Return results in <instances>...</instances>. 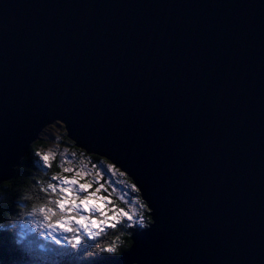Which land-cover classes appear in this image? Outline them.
Masks as SVG:
<instances>
[{
	"label": "water",
	"instance_id": "95a60500",
	"mask_svg": "<svg viewBox=\"0 0 264 264\" xmlns=\"http://www.w3.org/2000/svg\"><path fill=\"white\" fill-rule=\"evenodd\" d=\"M56 122L151 209L114 264H264V0H0V187Z\"/></svg>",
	"mask_w": 264,
	"mask_h": 264
},
{
	"label": "snow or ice",
	"instance_id": "6c2138e0",
	"mask_svg": "<svg viewBox=\"0 0 264 264\" xmlns=\"http://www.w3.org/2000/svg\"><path fill=\"white\" fill-rule=\"evenodd\" d=\"M34 156L35 165L43 175L39 178L32 177V190L36 194L25 192L21 194V199L33 201L26 215L32 218L37 229H44L40 236L50 237L47 244H40L41 248H46L49 252L75 253L79 250L91 257L102 256L104 253L117 254L121 247V236L115 234L107 239L109 229L118 230L122 234L124 229L135 228L137 225L141 228L147 226L144 210L151 211L148 205L140 202L139 197L126 200L127 190L140 191L135 183L121 180L119 184L124 185L123 188L118 186L112 188L107 195H100L102 191H107L105 184L100 183L104 173L125 175L115 165L94 164L90 168L85 158L77 157L67 149H36ZM58 156L60 159L57 161ZM53 162H57L60 171L49 175ZM93 185L97 186L90 191ZM118 191V200L125 203L126 207H120L116 201L110 199ZM16 228L17 224L14 222L0 224V241L5 234L11 237L12 251L16 254L12 264H34L26 251L37 244L30 235L32 229L27 223L20 224L18 232L15 231ZM56 233L60 235L57 236ZM101 237L105 240H100ZM53 244L70 247L53 248ZM85 246L91 247L93 251L88 252ZM0 264L3 262L0 261Z\"/></svg>",
	"mask_w": 264,
	"mask_h": 264
},
{
	"label": "trees",
	"instance_id": "16d2710c",
	"mask_svg": "<svg viewBox=\"0 0 264 264\" xmlns=\"http://www.w3.org/2000/svg\"><path fill=\"white\" fill-rule=\"evenodd\" d=\"M62 145L65 148H70L75 152L79 153L77 155L82 156L83 158H90L95 162L98 166L100 164L108 163L105 159L100 158L97 155L86 154L84 151L76 148L74 143L70 141L67 136L64 134L62 140ZM42 148H46V143L41 138L36 141L29 153L22 159L21 163L15 169L14 177L3 183L0 187V224H8L10 222H14L17 224L16 232L19 231V225L27 223L28 227L32 229L30 235L37 241L36 246L31 250H26L28 258L34 262V264H114L116 260L119 258L121 254L128 250L132 241L131 236L136 229H140L138 225L135 228L124 229L122 230V234L118 230L109 229V236L107 239H111L113 235L120 234L121 236V247L118 250L117 254H108L104 253L102 256L91 257L87 256L85 252H81L76 250L75 253L69 252H49L46 248H41L40 244H47L50 241V237H42L40 236V232L44 231V229H37L36 224L32 223V218L26 215L27 211L30 210V206L32 204V200L21 199V194L25 192H29L32 195L36 193L32 190V177H41L43 173L39 170L38 166L35 165L36 157L34 156V152L36 149L42 150ZM68 148V149H69ZM43 151V150H42ZM60 157H57V161ZM60 169L57 167V162H53L52 168L49 170V175L53 172H59ZM95 172V169H93ZM111 178L108 177L106 173L101 176L100 183L105 184V188L107 191H102V195H107L108 192L112 191V188H117L119 183H115L114 176L110 173ZM47 179V177H44ZM121 178L126 183H133L127 175L121 176ZM111 179H114L111 181ZM97 185H93V190ZM92 190V189H90ZM119 191L114 194L110 199L116 201V203L120 207H126L125 203L120 202L118 200ZM43 195V194H40ZM127 196L129 200H132L136 197H139L140 202L145 203L139 192H132L131 190H127ZM148 210H144V216L146 225L148 226L151 222V217L148 215ZM146 226V227H147ZM145 228V227H144ZM58 234L57 236H59ZM11 237L8 234H5L2 241H0V261L3 264H12L13 258L15 257V253L12 251V246L10 243ZM100 240H105L104 237H101ZM92 243V242H89ZM53 248H69L67 245H52ZM86 247L88 252L93 251L91 247Z\"/></svg>",
	"mask_w": 264,
	"mask_h": 264
},
{
	"label": "rangeland",
	"instance_id": "374dc122",
	"mask_svg": "<svg viewBox=\"0 0 264 264\" xmlns=\"http://www.w3.org/2000/svg\"><path fill=\"white\" fill-rule=\"evenodd\" d=\"M65 134V128L62 126V124H60L59 122H56L55 124H52L51 126H49L42 134V139L44 140V142L46 143V148H42L43 151H47L49 148H55V149H59L60 151H63L65 149L68 150V152L70 153H75L76 155L79 154L77 152H75L74 150L65 148L62 145V138ZM66 135V134H65ZM81 155V154H80ZM80 155H77V157H82ZM88 162H89V167L91 168L92 165H97L95 162H93L92 159L90 158H85ZM108 162V161H107ZM103 164V163H102ZM107 164H111L110 162L108 163H104V165L106 166ZM98 166V165H97ZM117 169V168H116ZM101 171H103V169H101ZM119 172H121L119 170ZM108 175L109 178H111L110 173H106ZM112 174V173H111ZM113 175V174H112ZM115 180V183H119V181L123 180L121 178V175H119V173L113 175ZM114 179H111V181H113ZM119 188H123L124 185H118ZM93 190V189H92ZM91 191V190H90ZM103 192L100 193V195H102ZM126 200H129V197L126 195ZM59 233H56V235H58Z\"/></svg>",
	"mask_w": 264,
	"mask_h": 264
}]
</instances>
